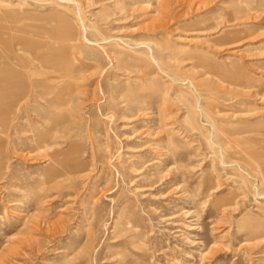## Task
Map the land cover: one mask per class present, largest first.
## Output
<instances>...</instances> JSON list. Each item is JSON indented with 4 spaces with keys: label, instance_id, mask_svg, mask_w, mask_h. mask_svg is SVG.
Segmentation results:
<instances>
[{
    "label": "rangeland",
    "instance_id": "rangeland-1",
    "mask_svg": "<svg viewBox=\"0 0 264 264\" xmlns=\"http://www.w3.org/2000/svg\"><path fill=\"white\" fill-rule=\"evenodd\" d=\"M8 13L0 264H264V0H0ZM44 133L83 162L45 184Z\"/></svg>",
    "mask_w": 264,
    "mask_h": 264
},
{
    "label": "bare ground",
    "instance_id": "bare-ground-1",
    "mask_svg": "<svg viewBox=\"0 0 264 264\" xmlns=\"http://www.w3.org/2000/svg\"><path fill=\"white\" fill-rule=\"evenodd\" d=\"M20 19H22L20 14H18V15H12L10 13L3 14V16H0V20H2V23H0V30L5 31V32H14V31L18 30L19 28L17 27V23L19 22ZM226 28H228V27H226ZM70 37H71L70 38L71 40H73V41L75 40V37H72V36H70ZM3 41L2 42L0 41V42L3 44ZM9 44H10V42H9ZM8 49H11V48H8ZM44 63H47V60ZM59 63H61V62H59ZM50 64H51V62H50ZM51 68H54L55 71H59L60 72V76L62 78L64 76L70 75L69 74V69H68L67 66L63 67L61 64H58L55 67L54 64H52ZM0 71L3 73V75L0 77V85L3 84V82H6L7 80H12L13 79V71L12 70L0 68ZM0 88H1V86H0ZM50 88H52V87L50 86ZM65 88H67V87H65ZM59 99H60L59 97H56L54 99H49L48 102L50 103L49 105H51L52 107H54L53 109H55V112L53 113V115H56L60 119H63V117H64L63 113L59 112L60 111L59 110L60 106L62 105L58 101ZM56 110H59V111L56 112ZM49 139H50L49 133H47V134L44 133V134H42L41 136H39V137H37L35 139L36 150L45 151L43 157L46 158V162H47L46 163V174H47V177H46V180L42 182L44 184L54 175L55 172H60V171H56V170H59V167H61L62 171H63V169H66V171L68 170V174H69V173L75 172L76 169L81 168L82 165H83V162L81 160H79V156L80 155H75L73 157H69V158H66V159L65 158H61V159H58V160L54 159L53 153L50 152V150H49L51 148V145L49 144ZM55 157H56V154H55ZM37 159L39 160L38 157H34L35 161H37ZM65 162H67L66 163L67 164L66 168L62 167V165H64ZM261 180H263V179H261ZM249 226L250 227H248L247 233H246V231L244 232V233H246L245 236L247 238H250L253 234H256V233L260 232V231H258L256 229H254L253 222L250 221Z\"/></svg>",
    "mask_w": 264,
    "mask_h": 264
}]
</instances>
